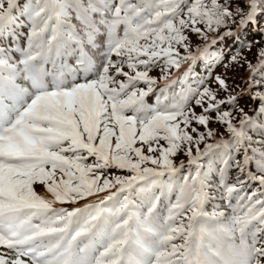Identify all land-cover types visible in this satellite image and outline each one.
I'll list each match as a JSON object with an SVG mask.
<instances>
[{"label": "snow or ice", "instance_id": "1", "mask_svg": "<svg viewBox=\"0 0 264 264\" xmlns=\"http://www.w3.org/2000/svg\"><path fill=\"white\" fill-rule=\"evenodd\" d=\"M249 31L264 0H0V264H264Z\"/></svg>", "mask_w": 264, "mask_h": 264}, {"label": "trees", "instance_id": "2", "mask_svg": "<svg viewBox=\"0 0 264 264\" xmlns=\"http://www.w3.org/2000/svg\"><path fill=\"white\" fill-rule=\"evenodd\" d=\"M192 39L194 41L193 47H195V44L198 41L196 40V37L195 38H192ZM241 39L242 40H248V41H253V40L258 41V43H255L254 42L253 45H252V49L255 52L253 54V56H252V59H253V62L255 63V58H256V53H257L258 48L261 47V46H264V36H261L260 34H253L251 31H249L246 34V37L244 35H242L241 36ZM229 47H232V45L230 44ZM113 58L115 59V57H113ZM247 58L249 59V57H247ZM203 70H205V68L203 67V63L202 62H198L197 65L194 68L193 75L189 79V83H195V82H197L200 79H203L205 82L210 81V80H212L214 78L215 75L221 74V71H223V70L225 71V68L222 65H215L214 64L211 69H206L205 72H204V74H202V71ZM153 72H159V71L158 70H154ZM207 72H209L208 75H207ZM243 73H244V70H240L239 74H242L243 75ZM172 75H174V78L181 76L178 73H175V71H173ZM257 78H259V77H257ZM233 82H235L236 84H239L240 87H244L245 86L244 83H242L241 79L234 80V81L231 80V79L229 80V83L230 84H232ZM140 86L141 87H144V85H140ZM210 86L215 87L214 84H212ZM180 87H181V85H180L179 81H177L174 84H170L167 94L170 95L173 92L179 93ZM159 89H160V87H157V90H159ZM158 95H160V92L159 93H155V94L153 93L149 97H147L148 103L149 104H155V97L158 96ZM245 100H246V104L244 105L245 106V110H247L248 107L255 108L256 107V104L259 103L258 101H255V102L252 101L249 97H245ZM197 109L200 110L198 107H197ZM212 124L214 126H217V129L218 130L223 131V128L218 123H212ZM257 139H259V135L258 134H257ZM161 143H164V142L162 141ZM179 157L185 158L186 156L181 155Z\"/></svg>", "mask_w": 264, "mask_h": 264}, {"label": "rangeland", "instance_id": "3", "mask_svg": "<svg viewBox=\"0 0 264 264\" xmlns=\"http://www.w3.org/2000/svg\"><path fill=\"white\" fill-rule=\"evenodd\" d=\"M247 34V33H246ZM246 34L244 35L246 37ZM192 38H195L194 36ZM215 47V46H214ZM254 50L252 49L250 52H245L244 54L249 57V60L253 61L252 59V56L254 54ZM206 70V69H205ZM205 70L202 71V74H204ZM184 71V68L182 67L181 71L178 73L179 75H181V73ZM240 72V69H235V68H228V69H225V71H221V74H225V75H228V77L232 78L231 80H238V79H241V77H247L248 73H246L244 71L243 75L242 74H239ZM177 73V72H175ZM209 74V72H207V75ZM150 75H153V76H156V77H159L160 76V72H152L150 73ZM173 78H174V75H172ZM157 87H160L162 88L163 87V82L161 81L160 83H158ZM245 87V86H244ZM160 91L157 90L155 93H159ZM154 93V94H155ZM253 108V107H252ZM197 112H199L200 110L196 109ZM251 114V113H250ZM210 127L212 128H215L217 129V126H214L213 124H210ZM202 147V146H201ZM178 159H183L185 160V162L187 161V157L183 158V157H178ZM34 188L37 192H40V193H43L45 191L44 189V186L42 185H39V184H36L34 185ZM81 203H83L81 201Z\"/></svg>", "mask_w": 264, "mask_h": 264}]
</instances>
